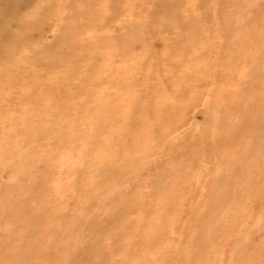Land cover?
Returning a JSON list of instances; mask_svg holds the SVG:
<instances>
[{
    "label": "rangeland",
    "instance_id": "374dc122",
    "mask_svg": "<svg viewBox=\"0 0 264 264\" xmlns=\"http://www.w3.org/2000/svg\"><path fill=\"white\" fill-rule=\"evenodd\" d=\"M0 264H264V0H0Z\"/></svg>",
    "mask_w": 264,
    "mask_h": 264
}]
</instances>
